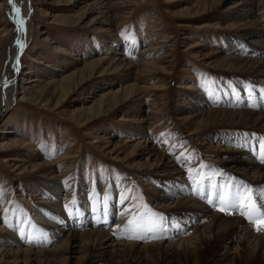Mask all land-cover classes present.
Listing matches in <instances>:
<instances>
[{
    "label": "rangeland",
    "instance_id": "1",
    "mask_svg": "<svg viewBox=\"0 0 264 264\" xmlns=\"http://www.w3.org/2000/svg\"><path fill=\"white\" fill-rule=\"evenodd\" d=\"M244 1L109 0L117 6L114 14L120 18L106 31L105 18L97 11L91 13L97 8L95 0H29L33 32L14 78L18 94L8 108L0 89V108L6 109L0 113V237H8L10 232L17 238H29L31 243L26 247L36 249L49 244V248L53 244L50 234L63 228L60 224L67 221L79 232L92 230L91 223L96 229L110 232L116 241L138 244L156 243L167 237H191L195 228H187L182 221L190 217L184 218L182 211L160 208L159 199L174 185L170 179L158 177L154 169L143 168L149 165L145 163L146 153L133 152V148L144 140H150L187 171L185 189H205L207 198L203 204L213 195L217 202L220 196L229 198L230 189L235 201L237 197L233 195L237 194L232 184L239 177L227 173L224 161L228 160V152L211 135L230 133L238 147L244 140L256 141L260 135L262 144L264 134L248 130V124L227 125L230 120L195 132L194 116L201 119L196 114L206 108L187 109L199 100L222 109L214 101L225 99L226 80L243 83L250 93L248 98L255 95L256 87L262 94L264 87L257 86L250 74L255 70L246 67L240 71L221 65L223 57H245L227 49L229 44L239 43L251 52L256 50L247 26L254 18L240 13ZM261 1L253 17L264 28V0ZM5 4L6 0H0V88L6 76L8 39L13 30L3 11ZM116 26L119 28L114 33ZM112 37L126 43L135 38L143 45L138 52L129 50L123 57L136 65L129 78L98 65L103 57L102 47L110 46ZM246 37L251 39L245 41ZM147 48L153 53L142 54ZM237 96L245 98L242 94ZM237 96L226 98L239 99ZM143 117L147 123L136 122ZM234 145L233 142L230 146ZM192 170L194 177L188 181ZM53 175L61 176V180L52 179ZM246 185L243 180L239 183L240 188ZM53 187L62 189L59 195H53ZM253 202L263 212L264 205ZM50 203L61 204V208L50 209ZM220 207L224 205H214L212 210L245 216L240 206L239 210L224 212L218 210ZM54 211L61 213L57 222L49 216ZM48 217L58 227L48 226L44 221ZM140 218L142 229L129 225V220ZM259 219L254 223L257 228ZM150 225L152 231H148ZM231 240L220 238L204 246L201 264H214L222 247H230V252L242 250L231 245ZM54 243L58 248L63 240ZM75 251L65 263L21 256L16 264H78L89 257L83 248ZM260 253L264 254V250L255 251L256 259L251 263L243 248L238 264H262ZM112 256L106 264H118V259L120 264L129 262L116 253ZM148 260L147 264L157 263V257ZM181 260L182 264H198L182 257Z\"/></svg>",
    "mask_w": 264,
    "mask_h": 264
},
{
    "label": "bare ground",
    "instance_id": "2",
    "mask_svg": "<svg viewBox=\"0 0 264 264\" xmlns=\"http://www.w3.org/2000/svg\"><path fill=\"white\" fill-rule=\"evenodd\" d=\"M14 2L16 7L20 9V16L18 18L15 17V14L9 4V0H6V4L3 7V11L7 20L13 24V30L8 39V56L5 73L6 76H4V84L0 88L3 95H5L4 105L6 108L10 107L12 101L17 97L19 87L17 88L18 85L15 84L14 78L16 73L19 71L21 54L26 50L30 42L34 26L31 12L32 8L29 0H14ZM95 3H97V8L93 9L94 11L92 10L91 13L97 11L96 13L101 15V18H105L106 22L103 23L108 27V29L105 30H111L109 26H113L116 23V18H120V16L114 14V12H116L115 10L117 9V6L115 4L111 5L109 0H95ZM241 5H244V7L242 10H240V13L245 14L251 19L254 18V20H251L247 26L249 29H251L248 34L251 36V43L256 46V50L251 52L245 49L244 46L241 47L238 45L239 43H236L235 46L233 44H229L227 49H230L235 54L245 55V57L239 55L230 57L226 56L222 58L221 65L225 66V68L228 66V69L239 68L240 71L245 70L246 67L247 69H250V71L255 70V72H250L251 77H255L253 78V81H255L254 83L257 84V86L261 85L264 87V28L260 25L258 19L253 17L255 14H257V8L262 5V1L245 0ZM16 19L23 21V31L18 30L20 25L16 23ZM123 20L124 17L120 20L121 24L123 23ZM116 27L117 28L114 30V33L117 32L119 28V26ZM260 30L262 32H260ZM247 37L245 41L251 39H248ZM112 38V44H116H111L110 46H105L104 48L102 47L101 53L103 54V57L100 59L98 65H101L102 68L112 69L115 74L122 72L124 73L123 75L125 77L129 78L132 68L136 65L129 63L123 57H125L129 50H131V53L138 52L140 47L143 45L140 44L135 38H133L128 43L124 42L122 39L118 40L114 37ZM17 41H19V43H17ZM145 52L153 53V49H144L142 54ZM217 53L218 51H216L214 54L216 55ZM247 55L257 57L249 58ZM148 65L149 63L147 66ZM23 81H25V78H23L22 82ZM223 86L226 87V91L224 92L226 93L225 99H223L222 102L214 101L215 104H221V106H223L222 109H215L201 100H199V102L192 103V109H187L191 111H198L201 110V108L207 109H205L201 114L198 113L200 115L196 114V116L201 119H196L194 116L192 125L194 126L195 132L200 130L204 131L210 126L215 124L219 125L224 123L225 120H230L227 125L229 124L236 126L248 124V130L256 131L258 134H264V92L261 94L259 89L256 87L254 88V91L256 92L255 95H252L248 98L250 93L246 91V87L243 83H238V81H236L235 84H232L226 80L225 85ZM132 89L133 88H131L129 91L131 92ZM139 92L140 91L138 90L137 94H135L136 98L139 96ZM238 94L245 95V98L241 99L239 96H237ZM229 95H235L239 99L230 98L232 96L226 98V96L228 97ZM5 110L6 109L2 106L0 108V113H3ZM136 122H138L140 125H144V123H147V119L143 117L141 119H137ZM139 124L136 125V127L140 130ZM261 137L262 136L260 135L259 138H255L256 141L252 139H249L248 141L244 140L245 142L243 141V145L241 144L242 146L239 145L237 147L236 139L230 133L223 134L222 136L211 135L212 139L218 138L221 143H223L225 152H228V160L224 161L226 163L225 168L227 169V173L229 172L230 175L233 173L239 177V180L232 184V186H234L233 192L237 194L233 196L237 197L235 201H241L239 206L241 208V213L245 212L244 215L246 217L244 216V218L235 214L230 216L220 212L215 213L212 210V206L221 204L220 202L215 201L217 199H214V195L210 196V200H212L213 203L210 204L208 199L206 200V203L209 205L203 204L207 198V196H205L203 193L205 189H185V181H187L185 176L187 171L181 169L178 163L170 159L166 153H164V151H160V149L150 140H144L135 143L133 148V152L136 150L145 151V163H148L149 165L143 168L147 170L154 169L158 177L162 179H170L169 182L174 185L168 190V194L161 196L162 198L159 199L161 206L160 208L171 211H182L186 214L184 215V218H186V216L190 217L189 220L183 219L182 221L184 222V225L187 226V228H195V231L191 237L180 240H176V237H167L160 242L151 244L116 241V239L111 236L110 232L102 229H96L97 226H94L91 223L90 225L92 226V230L90 231L83 230L79 232L75 229L76 227L72 228L70 222L67 223L68 221L60 224V226L63 225V228L58 227L54 221L57 222L58 216L61 213L54 211L53 214L49 215L54 221L50 220L51 218L49 217L44 221L50 227H58L51 234L49 232L51 240L50 242L51 244H55L54 242L63 240L62 246L55 248L52 244L48 248L49 244H42L41 247L38 246L39 248L36 249L29 248L26 247L31 243L29 238H17L9 232L8 237H0V245L5 247L4 249L0 248V264H12L13 262V264H16L18 262V258L21 256H27L30 258L33 257L35 259L42 258L43 260L48 259L50 263L55 262L57 259L60 260L61 263L64 260L71 259L70 254L76 252L75 248L85 249V253H87L89 256L86 261L83 260L81 262L80 260L78 264H97L99 262H104V264H106V262L111 257H113L112 255L115 253L118 257L129 260L130 263L126 262L125 264H147L150 257H157L156 264H182L181 257L183 259L185 258L186 261H198V264H201L203 257V247H208L212 245V243H216L220 238H232L231 245H235L237 247L240 246L242 247V250L235 249V251L230 252V247H222V249L219 250L218 259L214 262V264H238V260L242 256L243 248L248 251V260L252 263L256 259L255 251L264 250V225H262V229H258L253 222H256L260 218L259 214L264 213V209L262 212L261 209L258 208L260 205L255 204L256 211L254 212L252 219L249 220L247 215V205L249 203L254 204L253 201H256L257 204L260 203L264 205V159L261 158L262 154H264V148H262V144L264 143L261 144ZM233 142L235 144L234 148L230 146L233 145ZM206 171L209 172L210 170L208 169ZM193 175L194 173L192 170L191 175L188 176V181H191L190 179L194 177ZM51 178L56 179L58 182L61 180V176L58 175H53ZM220 179L223 181V183L225 182L222 177ZM242 180L247 184L244 188H240L239 186V183ZM231 183L229 185H231ZM250 184L252 186L254 185L253 188L250 186ZM256 188H259L257 192H255ZM248 189H251V192L253 193H251V195H254V199L251 196V201L246 198L250 194H248ZM61 190V188L57 189V187H53V195H59ZM231 190L233 189H230V196L228 199L233 200L231 196L233 193H231ZM242 197L244 198L243 200H241ZM60 205L61 204L50 203V206H52L50 209L56 210L57 206L61 208ZM205 220L207 223L202 224V222ZM87 225H89V223ZM53 233L56 234V236H54ZM63 233L64 238H61ZM240 235L242 237L238 241L237 239ZM17 246L20 248H12ZM90 251L93 253H89ZM95 251L96 253L94 254ZM64 255L68 256L65 258ZM260 256L263 262L262 264H264V254L261 255L260 253ZM11 259H14V261L10 262ZM135 259L137 261H135ZM138 260L140 261L138 262ZM120 263V259H118V264ZM122 264L124 263L122 262Z\"/></svg>",
    "mask_w": 264,
    "mask_h": 264
},
{
    "label": "snow or ice",
    "instance_id": "3",
    "mask_svg": "<svg viewBox=\"0 0 264 264\" xmlns=\"http://www.w3.org/2000/svg\"><path fill=\"white\" fill-rule=\"evenodd\" d=\"M9 4L15 14V17L18 18L20 16V9L18 7H16L15 5V2L14 0H9ZM16 23H18L20 25V28L18 30L20 31H23V21L19 20V19H16ZM17 43H19V41H17ZM18 63V62H17ZM262 92H264V89L261 90ZM262 148H264V144H262ZM262 159H264V154H262L261 156ZM251 189H248V192L251 193ZM249 201H251V195L249 194L247 197H246ZM219 199V202L220 204L224 205V207H220L218 210L221 211V212H224L226 210H239V204L241 201H229L227 195L225 196H220L218 197ZM244 198L242 197L241 200H243ZM209 203H213L212 200H209ZM247 208H248V212H247V215H248V218L249 220L252 219V216L254 214V212L256 211V206L255 204H252V203H249L247 205ZM241 214H244L243 212ZM259 225H258V228L259 226L261 225H264V213H260L259 214ZM255 223V221H253ZM129 225H134V227L136 229H142L143 228V218H140L139 220H129L128 221ZM153 228L152 226L150 225L148 227V231H152ZM128 238H142V237H128Z\"/></svg>",
    "mask_w": 264,
    "mask_h": 264
}]
</instances>
